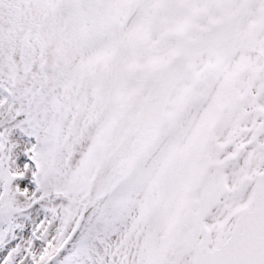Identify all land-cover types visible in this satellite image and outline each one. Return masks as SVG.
<instances>
[{
  "label": "snow or ice",
  "instance_id": "6c2138e0",
  "mask_svg": "<svg viewBox=\"0 0 264 264\" xmlns=\"http://www.w3.org/2000/svg\"><path fill=\"white\" fill-rule=\"evenodd\" d=\"M0 264H264V0H0Z\"/></svg>",
  "mask_w": 264,
  "mask_h": 264
}]
</instances>
